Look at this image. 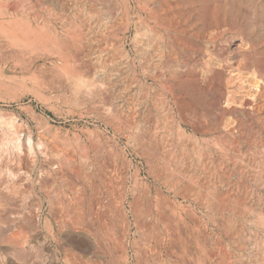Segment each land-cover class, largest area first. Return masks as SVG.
Listing matches in <instances>:
<instances>
[{
	"label": "rangeland",
	"instance_id": "rangeland-1",
	"mask_svg": "<svg viewBox=\"0 0 264 264\" xmlns=\"http://www.w3.org/2000/svg\"><path fill=\"white\" fill-rule=\"evenodd\" d=\"M225 2L199 51L143 0H0V264H264V0Z\"/></svg>",
	"mask_w": 264,
	"mask_h": 264
},
{
	"label": "bare ground",
	"instance_id": "bare-ground-1",
	"mask_svg": "<svg viewBox=\"0 0 264 264\" xmlns=\"http://www.w3.org/2000/svg\"><path fill=\"white\" fill-rule=\"evenodd\" d=\"M154 1H157V0H143V3L145 4V6L144 7H140V8H143L142 9V11H143V13L145 14V19L149 22V23H152L151 25L153 26V27H156L159 31H161L163 34H166V35H168V36H172V38H173V40L170 38V40H172V41H170V43L168 44V45H171L172 44V46H171V48L173 47V45H174V43L176 44V45H178V44H180V45H183V46H185V47H195V46H193V45H195L197 42H202V44H203V47H205V48H207V47H209V45H211V44H213V42H214V39H215V37H216V35H217V33L220 31H229V29H236V28H238V27H236V23H237V21H234L233 19H231L230 17H228V14H227V9H226V0L225 1H220V0H215V2L216 3H214V0L212 1V3H214L213 5H212V3H210V1L209 2H207V0H163L164 1V3L162 4H160V5H158L157 4V7H156V9H155V6H154ZM162 1V0H161ZM160 1V2H161ZM220 1V2H219ZM10 2V1H9ZM133 2H134V0H133ZM233 2V1H232ZM11 4V3H10ZM10 4H9V6H10ZM14 4V3H13ZM13 4L11 5V7L13 6ZM136 5H137V3H135ZM134 4V5H135ZM156 4V3H155ZM209 4L210 5H212V6H209ZM232 4V3H231ZM7 5V4H6ZM124 5V4H123ZM237 5H238V3H237ZM236 5V6H237ZM231 6V5H230ZM236 6H234V7H236ZM259 6V5H258ZM15 7H17L16 5H15ZM19 7V6H18ZM139 7V6H138ZM239 7V6H238ZM237 7V8H238ZM6 8V7H5ZM10 8V7H9ZM29 8H32V7H29ZM29 8L27 9V10H29ZM135 8V7H134ZM137 9V8H136ZM139 9V8H138ZM240 9V8H239ZM5 10V9H4ZM10 10V9H9ZM141 10V9H140ZM139 10V11H140ZM236 10V9H235ZM248 10V9H247ZM263 11V10H262ZM135 12V11H134ZM241 12H243V11H241ZM234 13V12H233ZM232 13V14H233ZM137 14V13H136ZM28 15V14H27ZM37 15V14H36ZM140 16V15H139ZM26 17V16H25ZM32 18H34L33 16H31ZM36 17V16H35ZM22 19V18H21ZM143 19V18H142ZM141 19V20H142ZM237 19V18H236ZM24 20H26V19H24ZM145 20V21H146ZM6 21V20H5ZM10 21V20H9ZM13 21V20H12ZM11 21V22H12ZM20 21V20H19ZM27 21H29V20H27ZM35 21V20H34ZM263 21V20H262ZM7 22V21H6ZM26 22V21H25ZM24 22V23H25ZM46 22V21H45ZM45 22H43V23H45ZM142 22H143V20H142ZM14 23H15V21H14ZM23 23V22H22ZM23 23V24H24ZM35 23V22H34ZM13 24V23H12ZM26 24V23H25ZM24 24V25H25ZM28 24V23H27ZM27 24H26V26H27ZM17 25H18V23H17ZM56 25V24H55ZM148 25V24H147ZM147 25H145L146 27H147ZM151 25H150V29H151ZM20 27H21V25H19ZM38 26H39V24H38ZM40 27V26H39ZM42 27V26H41ZM144 27V26H143ZM236 27V28H235ZM16 28V27H15ZM47 28V27H46ZM155 28V29H156ZM26 29V28H25ZM24 29V30H25ZM29 29H30V27H29ZM41 29V28H40ZM40 29H39V31H40ZM154 29V28H153ZM154 29V30H155ZM156 29V31L158 32V30ZM17 30V29H16ZM18 30H19V28H18ZM48 30V29H47ZM68 30V29H67ZM230 30V31H231ZM46 31V30H45ZM142 31V30H141ZM153 31V30H152ZM229 31V32H230ZM33 32V31H32ZM31 32V29H30V33L29 34H31L32 33ZM240 32V31H239ZM20 33H21V31H20ZM22 33H24V32H22ZM21 33V34H22ZM25 33H27V31L25 32ZM24 33V34H25ZM136 33V32H135ZM146 33V32H145ZM158 33H160V32H158ZM24 34H22V35H24ZM44 34V33H43ZM142 34V33H141ZM223 35V34H222ZM146 36V35H145ZM160 36H162L161 35V33H160ZM165 36V35H164ZM167 36V37H168ZM182 36V37H181ZM29 37V36H28ZM47 37H49V36H47ZM51 37V36H50ZM166 37V36H165ZM220 37H221V33H220ZM219 37V38H220ZM36 38V37H35ZM146 38H147V36H146ZM40 39V38H39ZM135 39V38H134ZM161 39H162V37H161ZM230 39V38H229ZM243 39V38H242ZM37 40V39H36ZM147 40V39H146ZM166 40H167V38H166ZM169 40V39H168ZM192 40L193 41H195V43L194 44H192ZM159 41V40H158ZM161 41V40H160ZM38 42V41H37ZM136 42V41H135ZM145 42V41H144ZM163 42H164V40H163ZM168 42V41H167ZM46 43V42H45ZM198 44V43H197ZM134 45H136V44H134ZM165 45H166V41H165ZM168 45H166V47L168 46ZM201 45V44H200ZM214 45V44H213ZM218 45V44H217ZM240 45V44H239ZM143 46V45H142ZM157 46V45H156ZM175 46V45H174ZM219 46V45H218ZM218 46H217V48L216 49H218ZM253 46V45H252ZM137 47V46H136ZM155 47V46H154ZM169 47V46H168ZM178 47H179V45H178ZM200 47V46H199ZM202 47V48H203ZM215 47V46H214ZM146 48V47H145ZM163 48H164V46H163ZM174 48V47H173ZM176 48H177V46H176ZM196 48V47H195ZM195 48H193L192 50H194ZM241 47L239 46V49H240ZM142 49V48H141ZM144 49V48H143ZM169 49V48H168ZM179 49V48H178ZM182 49V48H181ZM180 49V50H181ZM197 50L199 49L198 47L196 48ZM201 49V48H200ZM200 49H199V51H200ZM215 49V48H214ZM155 51H156V49H154ZM158 50H160V49H158ZM166 49H164V51H165ZM171 50H173V49H171ZM186 50H188V48H186ZM205 50V49H204ZM203 50V53L206 51H204ZM146 51V50H145ZM170 50H167V52L168 53H170L169 52ZM174 51V50H173ZM182 51V50H181ZM183 51H184V49H183ZM182 51V52H183ZM142 52V51H141ZM178 52V51H177ZM186 52V51H185ZM184 52V53H185ZM188 52V51H187ZM186 52V53H187ZM196 51H194V53H195ZM239 52H241V50H239ZM159 53H162V51L160 52L159 51ZM165 53H166V51H165ZM174 53H175V51H174ZM186 53H185V56H186ZM189 53H191V52H189ZM188 53V54H189ZM194 53H191V54H194ZM199 53V52H198ZM154 54V53H153ZM167 54V53H166ZM165 54V55H166ZM187 54V55H188ZM220 54V53H219ZM236 54V53H235ZM239 54V53H238ZM237 54V55H238ZM244 54V53H243ZM246 54V53H245ZM162 55V54H161ZM171 54H169V56H170ZM174 55V54H173ZM172 55V56H173ZM176 55V54H175ZM174 55V56H175ZM184 55V54H183ZM190 55V54H189ZM195 56H196V54H194ZM194 55H192V56H194ZM241 55V54H240ZM163 56V55H162ZM191 56V57H192ZM242 56L243 55H241V56H238V57H241L242 58ZM247 56H250V55H248V53L246 54V57L245 56H243V57H245V59L247 58ZM176 57H178V56H176ZM175 57V58H176ZM183 57V56H182ZM187 57V56H186ZM197 57V56H196ZM203 57V56H202ZM154 58V57H153ZM171 58V57H170ZM174 58V59H175ZM180 58V57H179ZM195 58V57H194ZM205 59H207V57H204ZM210 58V57H209ZM207 59V60H210V59H212V57L210 58V59ZM236 58V57H235ZM151 59V58H150ZM149 59V60H150ZM160 59V58H159ZM158 59V60H159ZM163 59V58H162ZM172 59H173V57H172ZM181 59V58H180ZM204 59V60H205ZM229 59H231V58H229ZM240 61H241V59L240 58H238ZM243 59V58H242ZM244 59V60H245ZM167 60V59H166ZM168 60H169V58H168ZM176 60V59H175ZM174 60V61H175ZM184 60H185V58H184ZM189 60V59H188ZM197 59H195L194 61H196ZM234 60L236 61V59H233V62H234ZM247 60V59H246ZM245 60V61H246ZM27 61V60H26ZM160 61V63H161V60H159ZM164 61V60H163ZM185 61H187V60H185ZM193 61V60H192ZM203 61V60H202ZM238 61V60H237ZM240 61H238V62H236V64H235V66L236 65H239V67H240V65H242L241 63L242 62H240ZM257 61V60H256ZM49 62V61H48ZM51 62V61H50ZM169 62H170V60H169ZM172 62V61H171ZM182 62V61H181ZM212 62V61H211ZM210 62V64H212ZM214 62V61H213ZM232 62V63H233ZM251 62V61H250ZM255 62V61H254ZM253 62V63H254ZM259 62V61H258ZM258 62H257V65H258ZM261 62V61H260ZM31 63V62H30ZM55 63V62H54ZM163 64H164V62H162ZM168 63V62H167ZM176 64H178L179 65V63H177V62H175ZM188 63V62H187ZM190 63H191V60H190ZM189 63V64H190ZM196 63V62H195ZM205 66L207 65L206 63H207V61L205 60ZM208 63H209V61H208ZM216 63H217V65H215V66H218V67H216V68H219V65H220V67H221V64L219 63V62H217L216 61ZM243 63H244V61H243ZM256 63V62H255ZM26 64V63H25ZM41 64V63H40ZM133 64V63H132ZM183 64V63H182ZM213 64H215V63H213ZM219 64V65H218ZM227 64V63H226ZM246 64H247V61H246ZM251 64V63H250ZM250 64L248 63L247 64V66L249 65L250 66ZM261 64V63H260ZM29 65V64H28ZM162 65V64H161ZM229 65V64H228ZM228 65H227V67H228ZM256 65V64H255ZM256 65V66H257ZM153 66V65H152ZM193 67H195V64L194 65H192ZM211 66V65H210ZM214 66V65H213ZM225 67H226V65H224ZM230 68H233L232 66L233 65H231L230 64ZM234 66V67H235ZM259 66H262V65H259ZM166 67V66H165ZM177 67V66H176ZM186 67V66H185ZM198 67V66H197ZM226 67V68H227ZM238 67V66H237ZM242 67V66H241ZM37 68H39V67H37ZM47 68V67H46ZM182 68V67H181ZM221 68H223V67H221ZM221 68H219L220 70H222ZM229 68V67H228ZM244 68H246V67H244ZM244 68H242V69H244ZM184 69V68H183ZM186 69H189V68H186ZM196 69V68H195ZM194 69V70H195ZM206 69H208L207 67H206ZM234 69V68H233ZM241 68H240V70H242ZM161 70H162V68H161ZM181 70V69H180ZM200 70V69H199ZM209 70V69H208ZM211 70V69H210ZM209 70V71H210ZM213 70H216V69H213ZM224 70V69H223ZM232 70V69H231ZM236 70L237 71H239L237 68H236ZM246 70V69H245ZM259 70V69H258ZM261 70V69H260ZM263 70V69H262ZM145 71V70H144ZM169 71V70H168ZM183 71V70H182ZM185 71H187V70H184L183 72H185ZM188 71H190V70H188ZM205 71V70H204ZM203 70H201V73L202 72H204ZM228 71H229V69H228ZM234 71V70H233ZM232 71V72H233ZM237 71H234V72H236V74L234 75L235 76V78H236V76L238 77L239 75H237ZM264 71V70H263ZM161 72V71H160ZM166 72V71H165ZM170 72H174L173 70L172 71H170ZM177 72H178V70H177ZM182 72V73H183ZM193 73V71H190V73ZM197 72V71H196ZM214 72V71H213ZM229 72H231V71H229ZM175 73V72H174ZM192 73H191V75H190V77H192ZM198 73V72H197ZM196 73V74H197ZM207 73H209V72H207ZM220 73H221V71H220ZM164 74V73H163ZM166 74V73H165ZM172 74V73H171ZM178 76H179V74L178 73H176ZM194 74H195V71H194ZM209 74H211V73H209ZM209 74H208V76H209ZM241 74V73H240ZM257 74V73H256ZM264 74V73H263ZM162 75V74H161ZM182 75V74H181ZM184 75V74H183ZM186 75H187V73H186ZM185 75V76H186ZM199 75H202V74H199L198 73V76ZM221 75H223V74H221ZM232 76H233V74H231ZM230 75V76H231ZM164 76V75H163ZM162 76V77H163ZM167 76V75H166ZM172 76V75H171ZM183 77V76H181V77H183V78H186V77ZM188 76H189V74H188ZM188 76H187V79L186 80H189L188 79ZM204 76V74L201 76V80H202V77ZM211 76V75H210ZM213 76H216V77H218L219 76V72H217V70L213 73ZM176 76L174 75V78H175ZM205 77H207V75L205 76ZM171 78V77H170ZM174 78H171V79H174ZM182 78V79H183ZM194 78V77H193ZM192 78V79H193ZM196 78H198L197 76H196ZM195 78V79H196ZM204 78V77H203ZM262 78H264L263 76H262ZM181 79V78H180ZM191 79V78H190ZM213 79V78H212ZM215 79V78H214ZM217 79V78H216ZM174 80H176V79H174ZM184 80V79H183ZM197 80V79H196ZM203 80H206V79H203ZM218 80V79H217ZM227 80H229V77H228V79ZM172 81V80H171ZM178 81H179V78H178ZM190 81V80H189ZM193 81V80H192ZM191 81V82H192ZM212 80H211V78H210V81L209 82H211ZM174 82V81H173ZM191 82H190V84H191ZM195 82V81H194ZM213 82V81H212ZM211 82V83H212ZM231 82H232V80H231ZM230 81L228 82V81H226L225 83L226 84H228V83H231ZM175 83V82H174ZM178 83V82H177ZM162 84V83H161ZM194 84V83H193ZM164 85V84H163ZM230 84H228V86H229ZM193 87V86H192ZM191 87V88H192ZM194 87H196V86H194ZM164 88V87H163ZM168 88V87H167ZM190 88V89H191ZM197 88V87H196ZM195 88V89H196ZM207 88V87H206ZM169 89H170V87H169ZM181 89V88H180ZM264 89V88H263ZM201 90V89H200ZM199 90V91H200ZM228 91H230V90H228ZM169 92V91H168ZM192 92V91H191ZM249 92V91H248ZM257 93V92H256ZM246 94V93H245ZM250 94H251V92H250ZM249 94V95H250ZM253 94V93H252ZM204 95V94H203ZM254 95V94H253ZM252 95V96H253ZM187 96V95H186ZM255 96H253V98H254ZM250 99V98H249ZM242 100V99H241ZM188 101V100H187ZM186 101V102H187ZM182 102V101H181ZM235 102V101H234ZM238 102V101H237ZM238 104L240 105V102H238ZM237 104V105H238ZM257 108V107H256ZM183 109V108H182ZM10 120H8L7 122H9ZM227 122V121H226ZM8 123H6L5 125H7ZM11 124V123H10ZM9 124V125H10ZM226 126V125H225ZM11 127H13V125L11 126ZM222 127V126H221ZM14 128V127H13ZM8 129V128H7ZM11 135L13 134V132L11 133V132H9ZM10 134H7V135H9L10 136ZM14 136V135H13ZM12 136V137H13ZM11 137V138H12ZM15 137L16 136H14V139H15ZM10 139V138H9ZM14 139H10V140H14ZM17 140H18V138H17ZM16 139L14 140V144H15V146H17V145H19V141L17 142V143H15L16 141H17ZM7 142V141H6ZM5 142V143H6ZM10 142V141H9ZM28 144H29V146H30V139L28 138ZM10 145V144H9ZM17 151H18V149H17ZM16 153H18V152H16ZM30 153V152H29ZM18 156V155H17ZM12 217V216H11ZM18 217V216H17ZM2 219V218H1ZM0 219V221H2ZM3 222V221H2ZM6 228V227H5ZM8 228V227H7ZM4 228H2L1 227V225H0V238H2V237H4V230H3ZM6 231V230H5ZM7 237V236H6ZM9 237V236H8ZM7 239V238H6ZM5 239V240H6ZM12 241V240H11ZM8 248H10V247H8ZM16 248V247H15ZM19 248H21V247H19ZM7 249V248H6ZM11 251V250H10ZM9 251V249H8V252H10ZM20 253V252H19ZM21 254V253H20ZM23 255V254H22ZM26 257V256H25ZM30 258V257H29ZM21 260V259H20ZM23 260V259H22ZM29 262V261H28ZM32 264V263H31Z\"/></svg>",
	"mask_w": 264,
	"mask_h": 264
},
{
	"label": "clouds",
	"instance_id": "clouds-1",
	"mask_svg": "<svg viewBox=\"0 0 264 264\" xmlns=\"http://www.w3.org/2000/svg\"><path fill=\"white\" fill-rule=\"evenodd\" d=\"M6 259V258H5Z\"/></svg>",
	"mask_w": 264,
	"mask_h": 264
}]
</instances>
